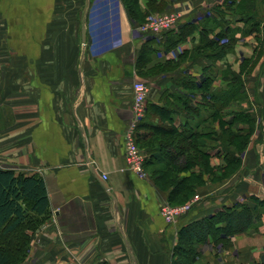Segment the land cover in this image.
<instances>
[{"label":"crops","instance_id":"1","mask_svg":"<svg viewBox=\"0 0 264 264\" xmlns=\"http://www.w3.org/2000/svg\"><path fill=\"white\" fill-rule=\"evenodd\" d=\"M189 1L167 6L180 15L170 31L210 16L223 3ZM166 36L154 38L153 61L175 62L199 40L195 32L165 51ZM235 38L232 49L213 63L185 59L172 70L142 77L136 61L151 35L134 33L119 1L0 0V170L42 178L50 212L31 236L21 264H170L180 227L241 200L264 201V115L256 117L260 130L252 134L241 167L227 179L207 181L174 225L159 214L167 193L127 170L124 160L133 83L148 87L141 123H160L152 112L165 108L175 127L195 128L204 121L194 129L200 132L208 117L205 100L197 94L185 107L174 96L185 98L180 81L201 82L205 67L214 71L213 89L224 86L222 71L238 73L244 57L237 44L253 37L237 33ZM233 107L237 102L230 103ZM259 215L256 227L230 238L223 249L206 244L196 264H264V210Z\"/></svg>","mask_w":264,"mask_h":264},{"label":"trees","instance_id":"2","mask_svg":"<svg viewBox=\"0 0 264 264\" xmlns=\"http://www.w3.org/2000/svg\"><path fill=\"white\" fill-rule=\"evenodd\" d=\"M146 1L142 7L139 5L140 0H119L133 25L141 24L147 14L161 12L170 4V0ZM262 1V10H258L257 0H223L210 16L184 23L175 33H164L168 35L164 40L165 51H169L198 32V43L179 55L175 62L153 61L158 50L154 44L156 37L151 36L149 43L142 47L138 55V74L144 77L169 71L185 59L193 63L198 59L213 63L232 49L237 41V33L241 37L252 36L261 45L264 44V0ZM222 39L227 42L220 44ZM249 59L242 61L240 71L245 63L251 62ZM151 62V70L145 71L147 64ZM204 69L201 82L196 84L192 78L180 81L183 91H186L185 98L180 94L174 96L175 100H183L185 107L188 106L189 97L197 94L203 98L202 102L205 100L208 117L206 126L200 132H194V129L204 121L196 122L195 128L189 124L175 127L170 115L166 116L165 108L154 109L152 112L160 123L140 122L136 128L137 145L146 155L144 170L155 166L150 172L151 180L158 190L167 193L166 201L169 204L185 203L198 187L209 180L222 181L232 176L241 167V156L254 133L256 118L250 110L243 107L244 103L248 104V96L241 72L222 71L221 81L224 86L213 89L214 71L211 67ZM231 102H237L238 107L230 109ZM226 116L232 117L227 119ZM165 118H169L168 125L165 124ZM213 118L217 120L218 131L208 127ZM140 129L145 132L139 134ZM213 157L220 160L219 165L211 163ZM184 173L187 175L182 176ZM250 201L251 204L246 201L236 202L180 227L170 264H196L202 248L209 242L214 247H223L230 238L256 227L259 214L264 210V201L254 197ZM49 216L47 193L42 178L24 177L9 170H0V264H21L27 257L31 236L48 221ZM10 237L14 238V242L10 241Z\"/></svg>","mask_w":264,"mask_h":264},{"label":"rangeland","instance_id":"3","mask_svg":"<svg viewBox=\"0 0 264 264\" xmlns=\"http://www.w3.org/2000/svg\"><path fill=\"white\" fill-rule=\"evenodd\" d=\"M118 1L119 0H90V4H117ZM194 1L195 0H190L189 2H192L195 5L196 3ZM261 1L262 0H257L258 10H262V7H263V3H262L263 1L262 2ZM146 2H147L146 0H140L139 5L143 7L146 4ZM172 3H175V0H170V4H172ZM174 15L175 16L178 15V17H180L179 13L176 12L175 10H172L171 7H169V8L165 7L161 12L158 11L156 13L154 12V13L147 14L144 22H142L141 24L133 25L131 23V25H132V28H133V31L135 34H144L145 31L143 30V27L151 26L152 24H157V22H158L157 19H162V20L171 19L174 17ZM237 45L239 46V49L237 51L239 56L242 55L244 57L243 59H241V61L239 63L237 62L238 63V74L241 72L240 76L243 80V83H245V86H246L245 89H246V93L248 94L247 96L249 99L248 104H246V106H243V107L247 110H250V112L255 116V118L256 117H262L264 115V105L263 104L261 105L260 98H262V100L264 101V86L262 85V84H264V69H263L264 62L262 63L259 60H260L261 55L264 54V44L261 45L259 43V41H257L255 38H250L249 41L243 40V41L239 42ZM248 58H250L249 60H251V62L245 63L244 67L242 68V71H240V69H241L240 66H242V61L244 59H248ZM259 64H260V66H259ZM235 65H236V63H235ZM151 66H152V62L147 64L145 71L151 70ZM236 66H235V68H236ZM227 70L229 71V69H227ZM140 82H143V81H140ZM208 124H210V125H208V127L210 129H213V130L216 129V131H218L216 119H214V118L211 119ZM204 125L206 126V124H204ZM257 130H260V127H259V125H257L255 123L254 132L256 133ZM252 139H254V136H252ZM250 140H251V138H250ZM136 143H137V141H136ZM138 149L144 154V152L139 148V146H138ZM219 164H216V165H219ZM154 168H155V166L154 167L151 166V167H148L146 171L144 170L147 174V177L150 179H151L150 172ZM143 169H144V167H143ZM185 175H187V173H184L182 176H185ZM218 181L219 180H217V181L209 180L208 182H218ZM203 186L198 187V189L202 188ZM197 190H196L195 194L185 203L169 204L168 201H166L167 197L163 203H167L169 206L184 205V204L192 201L194 198H197ZM242 201L243 200H241L240 202H242ZM10 241L14 242V238L10 237ZM224 247L225 246L218 247V249H223ZM215 250H217V248Z\"/></svg>","mask_w":264,"mask_h":264},{"label":"built area","instance_id":"4","mask_svg":"<svg viewBox=\"0 0 264 264\" xmlns=\"http://www.w3.org/2000/svg\"><path fill=\"white\" fill-rule=\"evenodd\" d=\"M178 20V15H174L173 18L166 20L157 19V24L143 27L144 34L154 37L162 36L164 33L174 29L177 26ZM132 89V121L124 134V160L127 170L134 173L138 178L145 179L147 178V174L143 169V164L146 156L138 149L136 128L145 115L148 87L146 83L136 81L133 83ZM103 179L105 180L106 177L103 176ZM197 200V198H194L192 201L180 206H169L167 203H162L159 207V214L166 224L174 225L181 216L189 212Z\"/></svg>","mask_w":264,"mask_h":264},{"label":"water","instance_id":"5","mask_svg":"<svg viewBox=\"0 0 264 264\" xmlns=\"http://www.w3.org/2000/svg\"><path fill=\"white\" fill-rule=\"evenodd\" d=\"M85 33H86V29L83 28V29H82V35H83V38L85 37ZM104 186H106V184H104ZM106 187H107V186H106Z\"/></svg>","mask_w":264,"mask_h":264}]
</instances>
